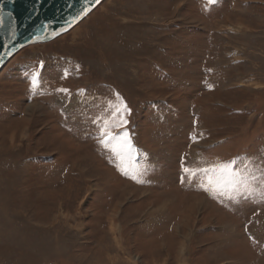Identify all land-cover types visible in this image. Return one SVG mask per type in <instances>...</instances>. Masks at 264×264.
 Here are the masks:
<instances>
[{
  "label": "rangeland",
  "instance_id": "1",
  "mask_svg": "<svg viewBox=\"0 0 264 264\" xmlns=\"http://www.w3.org/2000/svg\"><path fill=\"white\" fill-rule=\"evenodd\" d=\"M119 105L131 162L98 139ZM228 161L246 185L205 191ZM0 213V264H264V0H104L15 55Z\"/></svg>",
  "mask_w": 264,
  "mask_h": 264
},
{
  "label": "water",
  "instance_id": "2",
  "mask_svg": "<svg viewBox=\"0 0 264 264\" xmlns=\"http://www.w3.org/2000/svg\"><path fill=\"white\" fill-rule=\"evenodd\" d=\"M104 0H0V72L23 49L55 41Z\"/></svg>",
  "mask_w": 264,
  "mask_h": 264
},
{
  "label": "snow or ice",
  "instance_id": "3",
  "mask_svg": "<svg viewBox=\"0 0 264 264\" xmlns=\"http://www.w3.org/2000/svg\"><path fill=\"white\" fill-rule=\"evenodd\" d=\"M2 23L3 20L0 18V24ZM38 84L39 72H35L32 76V85L36 87ZM60 91L67 92L65 89H61ZM117 99H120L118 94ZM121 108H123V112L120 111ZM124 114H130V110L127 109L126 105H119L115 106V110L110 117H102L101 119L104 123L100 127L98 139L105 148H109L110 144H115V147H112L110 150L114 152L121 162H123L126 155L129 162H131L132 157L129 154L133 146L131 145L128 133L125 131L122 134L114 135L110 127V124L116 128L123 127L127 123V120L123 118ZM236 164V161H228L198 170L201 177V187L210 194L228 195L231 198L233 191H239L240 187L247 183L246 176L238 170ZM184 171L186 174L197 175L195 170L185 168ZM125 174L131 175L133 179H137V182H142L138 179L137 175L132 174L130 171L125 170Z\"/></svg>",
  "mask_w": 264,
  "mask_h": 264
},
{
  "label": "bare ground",
  "instance_id": "4",
  "mask_svg": "<svg viewBox=\"0 0 264 264\" xmlns=\"http://www.w3.org/2000/svg\"><path fill=\"white\" fill-rule=\"evenodd\" d=\"M84 20H85V19H84ZM84 20H83V21H84ZM77 26H78V25H77ZM77 26H76V27H77ZM72 30H73V29H72ZM31 109H32V108H31ZM31 109H30V110H31ZM257 183H258V182H257ZM122 191H123V190H122ZM21 207H23V206H21ZM5 208H6V207H5ZM7 209H8V208H7ZM6 212H7V211H6ZM0 214H1V213H0ZM2 215H3V214H2ZM9 215H10V214H9ZM0 219H2V218H0ZM5 219H6V218H5ZM13 219H14V217H13ZM10 220H11V218H10ZM14 220H15V219H14ZM14 220H13V221H14ZM23 222H24V221H23ZM23 222H22V223H23ZM9 223L11 224V222H9ZM11 225H12V224H11ZM19 226H20V223H19ZM26 227H27V226H26ZM10 228H11V227H10ZM18 228H20V227H18ZM11 230H12V229H11ZM15 230H16V229H15ZM13 231H14V230H13ZM13 231H12V232H13ZM181 246H182V245H181ZM183 246H184V245H183ZM181 249H182V248H181ZM184 250H185V248H184ZM12 262H13V261H12Z\"/></svg>",
  "mask_w": 264,
  "mask_h": 264
}]
</instances>
